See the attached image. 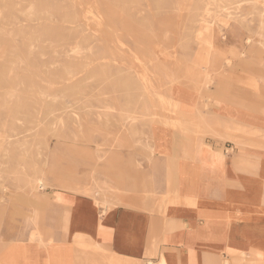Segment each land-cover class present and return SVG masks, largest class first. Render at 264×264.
Wrapping results in <instances>:
<instances>
[{
  "label": "rangeland",
  "instance_id": "374dc122",
  "mask_svg": "<svg viewBox=\"0 0 264 264\" xmlns=\"http://www.w3.org/2000/svg\"><path fill=\"white\" fill-rule=\"evenodd\" d=\"M248 58L264 68V0H0V262L48 242L51 191L113 196L121 159L177 119L171 87L240 95Z\"/></svg>",
  "mask_w": 264,
  "mask_h": 264
},
{
  "label": "crops",
  "instance_id": "0c3cea01",
  "mask_svg": "<svg viewBox=\"0 0 264 264\" xmlns=\"http://www.w3.org/2000/svg\"><path fill=\"white\" fill-rule=\"evenodd\" d=\"M244 61L231 80L245 82L240 95L171 87L177 119L150 126L145 153L122 156L113 196L51 191L48 242L21 241L0 264H264V104L244 93L264 68Z\"/></svg>",
  "mask_w": 264,
  "mask_h": 264
},
{
  "label": "bare ground",
  "instance_id": "6f19581e",
  "mask_svg": "<svg viewBox=\"0 0 264 264\" xmlns=\"http://www.w3.org/2000/svg\"><path fill=\"white\" fill-rule=\"evenodd\" d=\"M35 186H38V187H44L45 186V184H44V182H43V180H41V179H36V181H35Z\"/></svg>",
  "mask_w": 264,
  "mask_h": 264
}]
</instances>
